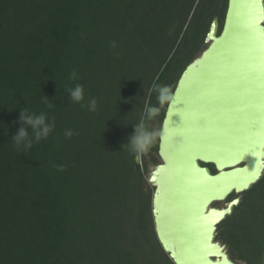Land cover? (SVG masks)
I'll return each instance as SVG.
<instances>
[{
	"label": "trees",
	"instance_id": "trees-1",
	"mask_svg": "<svg viewBox=\"0 0 264 264\" xmlns=\"http://www.w3.org/2000/svg\"><path fill=\"white\" fill-rule=\"evenodd\" d=\"M227 7L228 0H0V264H136L122 230L128 220L134 245L138 235L153 240L174 264L156 237L154 190H143L147 158L160 161L159 136L141 164L124 146L145 106H158L152 85L174 92L207 47L215 17L222 29ZM77 83L97 111L71 102L67 89ZM167 105L149 130L155 121L161 129ZM25 108L46 113L55 128L18 151L12 138ZM66 129L77 134L65 138ZM243 195L218 238L232 259L264 264V176Z\"/></svg>",
	"mask_w": 264,
	"mask_h": 264
},
{
	"label": "water",
	"instance_id": "water-1",
	"mask_svg": "<svg viewBox=\"0 0 264 264\" xmlns=\"http://www.w3.org/2000/svg\"><path fill=\"white\" fill-rule=\"evenodd\" d=\"M205 43L158 134L160 161L148 175L155 233L174 264H247L217 241L241 199L213 204L264 176V0H228L222 29L215 17Z\"/></svg>",
	"mask_w": 264,
	"mask_h": 264
},
{
	"label": "clouds",
	"instance_id": "clouds-1",
	"mask_svg": "<svg viewBox=\"0 0 264 264\" xmlns=\"http://www.w3.org/2000/svg\"><path fill=\"white\" fill-rule=\"evenodd\" d=\"M110 43L113 49L118 46L116 41H111ZM70 79H78V74L75 70L71 72ZM67 91L70 94L72 103H79L82 108H86L90 112L97 111L98 102L96 98L93 97L85 101V89L83 85L77 83L74 87L67 89ZM152 91L156 93L158 106H145L143 118L135 125V130L130 136L129 142L124 146V148L128 146L129 151L134 154L136 159H139L141 155L149 151L156 138V133L149 130L147 122L155 119L166 104L174 105L177 103L176 94L167 85L154 83L152 85ZM42 102H44L49 109L53 107L52 104L48 103V98L45 96L42 97ZM19 122L23 126L18 129L17 133L12 138L15 148L18 151H27L32 148L34 142L38 143L42 139H48L55 128L54 121L49 122L46 113H29L26 108L21 110ZM29 128L32 130L31 134L28 131ZM76 134L77 133L71 129H66L64 132L65 138H71ZM58 170L63 171L64 166H58Z\"/></svg>",
	"mask_w": 264,
	"mask_h": 264
},
{
	"label": "rangeland",
	"instance_id": "rangeland-1",
	"mask_svg": "<svg viewBox=\"0 0 264 264\" xmlns=\"http://www.w3.org/2000/svg\"><path fill=\"white\" fill-rule=\"evenodd\" d=\"M205 46H207L206 43H205ZM203 49H204V46L200 49L199 52L196 53L195 57H198L201 54V52L203 51ZM152 131H154L156 133V135L159 134L160 128H159L157 121H155L152 124ZM138 160L140 163H142L141 157ZM152 165H156V164L151 160L150 157H148L147 158V169L145 171V182H144V186H143V190L145 193H147L148 191L153 189V187H151L148 183V175H149V172L152 168ZM243 196H244L243 194L240 195L237 193H233L225 201L217 202V203L213 204V206L216 208H225L231 201H233L235 199L239 198L242 201ZM153 223H154V221H153ZM129 224H130L129 220L125 221L123 226H122V230L123 229L127 230L125 233L127 249L130 251L131 250L137 251L139 253L138 258H135L136 264H165V260L162 256V253L160 252L159 248L156 246L155 241L152 240L151 244H147L146 242H144L141 239V236L138 235V237H139V238L137 237L138 242L136 245H134L133 235L135 233L132 230L131 226H129ZM217 241L219 243H221L222 245L226 246V248L228 249V253L231 256V252L229 250V247L221 239L218 238V235H217ZM151 248L155 249L154 255H152L150 252Z\"/></svg>",
	"mask_w": 264,
	"mask_h": 264
},
{
	"label": "snow or ice",
	"instance_id": "snow-or-ice-1",
	"mask_svg": "<svg viewBox=\"0 0 264 264\" xmlns=\"http://www.w3.org/2000/svg\"><path fill=\"white\" fill-rule=\"evenodd\" d=\"M233 203H235V201H233Z\"/></svg>",
	"mask_w": 264,
	"mask_h": 264
}]
</instances>
